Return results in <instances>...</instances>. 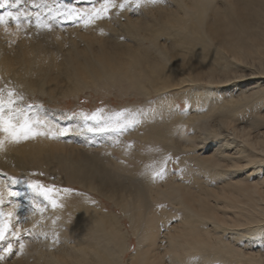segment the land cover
I'll list each match as a JSON object with an SVG mask.
<instances>
[{
  "label": "bare ground",
  "instance_id": "bare-ground-1",
  "mask_svg": "<svg viewBox=\"0 0 264 264\" xmlns=\"http://www.w3.org/2000/svg\"><path fill=\"white\" fill-rule=\"evenodd\" d=\"M28 1L0 0V16L6 20L0 33L8 39L7 44L0 40V81L30 93L40 90L50 99L76 94L90 83L122 81L145 96L188 90L192 109L200 104L205 112L189 116L200 134L182 148L196 149L188 158L210 177L202 182L193 175L197 188L178 179L160 186L157 196L170 199L174 208L158 209L148 200L145 183L135 178L132 189L117 182L94 154L66 144L69 140L60 136L65 127L38 107L5 113L20 125L27 119L39 134L17 142L0 132V213L7 225L0 256H8L9 242L20 256L0 259V264H264V0H175L150 12L151 20L127 11V0H121L123 7L112 0L115 7L101 18L97 12L103 0H43L50 7L39 11ZM9 12L19 20L8 17ZM57 16L63 18L61 26L69 25L65 30L74 39L58 34L63 30L53 27L55 20L48 23ZM33 20L32 34L36 38L40 32L37 45L12 49V39L27 38ZM0 101L5 112L12 111L13 103L9 110V100ZM148 128L146 133L166 134L165 126ZM57 132L50 140L48 135L53 138ZM219 132L228 139L208 154L201 148L202 139ZM33 163L61 164L68 181L122 209L137 248L128 254L130 245L109 222L110 215L85 204L72 207L79 218L73 228L64 224L65 196L59 198L60 191L53 188L49 196L56 207L48 198L41 204L32 193L36 199L29 213L25 211L22 189L11 174L33 169ZM29 224L41 227L33 236L54 231V241L30 243L24 233ZM24 249L27 256L20 255Z\"/></svg>",
  "mask_w": 264,
  "mask_h": 264
},
{
  "label": "rangeland",
  "instance_id": "rangeland-1",
  "mask_svg": "<svg viewBox=\"0 0 264 264\" xmlns=\"http://www.w3.org/2000/svg\"><path fill=\"white\" fill-rule=\"evenodd\" d=\"M172 1L175 0H127L126 3L117 0V5L120 6L125 3L127 11L131 14L137 13L141 16H147L146 18L151 20L152 13L150 12L157 11L163 5L166 6ZM28 2L32 4V7L34 6L36 11L50 7V4L47 5L43 0H29ZM62 19L57 16L47 21L52 24V21L55 20L59 26L53 24V27L62 29L63 32L58 34L65 35L68 34L65 26L69 25H64L61 22V26L58 21ZM35 20L37 23V16H35ZM113 22H117V20H113ZM19 23L17 24L20 25ZM34 23L35 21L33 20V22L29 23L30 26H27V38L18 37L17 39H12V49L20 45H37L40 32L36 31L35 35L37 37L35 38L34 34H32L33 28L36 27ZM23 24L25 25V23H21V25ZM44 28L51 30L47 26ZM74 38V35H67V40L69 41ZM0 40L1 43L7 44L8 39L3 33H0ZM43 40L41 39V41ZM50 41L52 46H54L55 42L53 43L51 38ZM69 41H67L66 48L70 46L68 44ZM44 45L48 46L49 43ZM217 88L219 89L220 87L217 86ZM9 92L12 93L11 97L8 95ZM188 93V90L181 92L168 91L164 94L152 92V95L145 96L133 86L121 81L117 83H90L88 88L80 89L76 94H69L67 97L57 96V98L50 99L45 95L43 96L40 90L39 93L37 91L30 93L28 89L15 83L9 84L0 81V100L11 99L14 104L12 111L5 113L11 114L15 110L22 112L21 107L24 110L29 107H38L39 111L42 110L41 112L45 116L65 127L67 131L61 133L60 136L63 140H69L68 142L65 141L66 144L78 146L90 155H95V158L99 161L101 160V163L115 175L114 179L117 182L126 183L132 189L135 187L133 182L135 178L145 183L148 191L147 198L158 209L162 207L174 208L170 203V199L157 196L156 191L160 189V186H165L169 182H176L178 179V181L182 180L183 184L194 185L197 188V180L193 175L197 174V177L202 182L208 181L210 177L204 172V168L201 165L192 162L188 158L196 153V149L184 150L182 148L189 142L188 139L200 134V132H195L192 129L188 120L189 116L205 112V109H201L200 104L195 105L194 109H192ZM5 110H7L6 107ZM211 120L214 121L215 118ZM152 126H165V136L163 138L159 137L158 133H154L153 130L150 133H146V128ZM58 134L59 132L53 138L50 134L48 136H50L51 140L56 139ZM226 139H228V135L225 136V134L220 132L216 133L213 136L211 135L209 139H202L204 145L202 144L201 148L208 150L209 154L210 151H214L217 145H220L219 142L222 144ZM17 142L19 141L17 140ZM202 149L198 150L197 153L202 152ZM7 158L10 159V157ZM118 164L121 167L120 169L117 168ZM33 166V169L17 170L16 173L11 174L12 177H16L11 178L22 189V205L23 207L25 206V211L29 213L33 205L32 202L36 198L41 204L46 202L47 199L43 194V189L53 188L60 191L59 198H61V195L65 196L62 200L63 202L61 201L64 208H66V213L61 218L64 224L73 228L79 218L74 217L71 209L72 207L85 204L86 208H96L103 215H110L109 218L107 217L109 222L122 231L126 244L130 245L128 254L137 248L138 240L133 235L130 220L125 212L115 206L112 201L94 191H88L74 183L73 180L72 182L68 181V172L61 164L38 165L33 163ZM35 166L37 167L35 168ZM14 167H17L16 163ZM123 174L126 177H123ZM65 189L69 191H64ZM32 193H35L36 198L31 197ZM141 207L145 215L146 210L143 206ZM34 210L36 211V209ZM25 217V220L29 221L30 216L26 215ZM40 228H34L29 224L24 229V233L30 237L28 239L30 243L35 245L36 240L39 238L45 243L53 242L54 231L45 235L33 236ZM11 244L12 242H9V245ZM57 244L62 245L63 241L59 239ZM55 248H57L56 244L52 246V251ZM8 252V256L5 257H3L4 254H1L3 258H7L6 261L13 259L11 258L13 256H16V259L20 258L18 251L14 247H11V251ZM20 255L27 256L28 254L24 249Z\"/></svg>",
  "mask_w": 264,
  "mask_h": 264
},
{
  "label": "snow or ice",
  "instance_id": "snow-or-ice-1",
  "mask_svg": "<svg viewBox=\"0 0 264 264\" xmlns=\"http://www.w3.org/2000/svg\"><path fill=\"white\" fill-rule=\"evenodd\" d=\"M2 6V5H0ZM109 7H115V4L112 2V0H103V3L101 5V9L97 12V18H101L103 13H106ZM120 7H123V5H120ZM8 17L12 19L19 20L18 16H13L11 12H9ZM5 17L0 16V24L5 23ZM9 97L12 96V93H8ZM13 103V101L10 99L8 101L9 105V110L10 106ZM18 119V118H17ZM0 132L7 133L13 140H19L21 138L27 139L29 138V135H37L39 133H35L32 131L30 122L25 119V122L23 125H20L18 123L13 122L12 116H7L5 115V105L3 102H0ZM2 141H0V145H2ZM54 190L53 189H43V194L45 195L46 198L50 199V202L53 207H56V201L54 199H51L49 196V193H52ZM64 191H69L65 189ZM3 213H0V241H3L5 238V233L7 231V225L3 222ZM6 251H11V246L8 245L7 248L5 249ZM0 259H3L2 256H0Z\"/></svg>",
  "mask_w": 264,
  "mask_h": 264
}]
</instances>
